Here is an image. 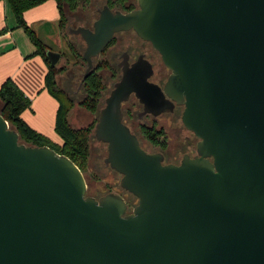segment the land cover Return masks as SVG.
<instances>
[{
	"label": "water",
	"instance_id": "obj_1",
	"mask_svg": "<svg viewBox=\"0 0 264 264\" xmlns=\"http://www.w3.org/2000/svg\"><path fill=\"white\" fill-rule=\"evenodd\" d=\"M69 27L89 75L115 32L134 29L170 74L163 91L126 71L98 111L104 162L137 203L87 194L82 171L49 146L20 141L0 113V264H264V0H137ZM60 53L46 51L54 66ZM134 91L184 105L198 155L179 165L144 150L122 122Z\"/></svg>",
	"mask_w": 264,
	"mask_h": 264
},
{
	"label": "flooded vegetation",
	"instance_id": "obj_2",
	"mask_svg": "<svg viewBox=\"0 0 264 264\" xmlns=\"http://www.w3.org/2000/svg\"><path fill=\"white\" fill-rule=\"evenodd\" d=\"M79 1H81L80 7L78 5H75L74 9H70L69 7L71 14H69L68 16V29L69 27L75 28L78 26H83L90 30H93V24L98 19L101 10L105 6H107L113 13H128L138 8L137 0ZM75 13H77L76 16ZM74 20L77 23H74ZM70 34L73 37H80L85 44V41L79 34ZM71 43L74 47V42L72 41ZM61 56L62 55L60 53L58 61L60 60ZM83 61L86 65L84 59ZM92 62L93 67L91 71L97 68L99 77H102L100 74L101 72L107 73L106 77L108 78V81L111 82L109 93L113 89L114 84L122 79L126 71H139L141 75L146 76L145 78L148 83L158 86L162 91L170 74V69L163 63L160 53L153 47L151 42L143 39L132 28L115 32L106 46L92 58ZM100 80L102 81V78H100ZM78 89H81V82L78 86ZM125 104H127L126 108H124ZM183 110V104L177 103L176 100L170 98L165 93L160 100L157 99L154 101H150L148 104H145L139 99L136 93L132 91L130 92L127 100L121 103L122 122L127 125L130 131L137 136L141 147L146 150L140 142L138 133L135 132L129 125L134 119H138V130L140 131L141 136L143 135V137L146 138L155 148V150H153L152 152L147 150L146 151L149 153H161L163 155L164 164L179 165L184 156L188 155L190 158H193L198 155L197 142L199 139L194 135L192 131L188 130L184 126L182 122ZM159 120H164L165 123L160 124L161 127L157 128V123ZM165 124H168V126L171 127H180L179 129H181L178 132L182 149L181 158L179 157V155H171V153L168 152V138L165 133V128H163ZM153 131H162V134L151 137ZM147 132L151 133L147 134ZM124 191L127 192L126 190ZM126 202L128 204V201ZM130 211L131 210H129L128 212Z\"/></svg>",
	"mask_w": 264,
	"mask_h": 264
},
{
	"label": "rangeland",
	"instance_id": "obj_3",
	"mask_svg": "<svg viewBox=\"0 0 264 264\" xmlns=\"http://www.w3.org/2000/svg\"><path fill=\"white\" fill-rule=\"evenodd\" d=\"M74 4L80 7L81 1L75 0ZM62 5L64 14L67 17V21L60 30L57 27L55 21L44 19L41 15L35 16L34 14H31L30 22L28 23V25L34 32L35 36L42 43H44L46 47L49 48H47L48 50L61 53L62 56L56 64V68H61L62 70L60 69V71L55 73V75L53 76L55 81V90L56 92H58L66 107L68 106L69 102L68 97L72 99V104L69 105V110L67 113L69 123L76 128L84 127L95 120L98 115L96 116L90 113L80 104L83 94L81 92V89H78V86L80 85L82 74L86 68V65L81 57L85 44L80 37H73L70 34L69 29L67 28V22L68 16L69 14H71V11L67 3H63ZM76 15L77 13H75V16ZM74 23L77 22L74 20ZM8 24L11 28H14L12 29V32L15 43L20 47L22 44H25L29 47L30 43L27 37L24 35L22 28L14 27L16 25V21L10 11ZM4 38H6L5 34ZM72 41L75 44L74 47L72 46ZM70 46L73 50L70 48ZM0 50L3 51L5 49ZM22 51L23 53H26L25 50L22 49ZM100 74L102 76L100 77L102 78V81H100L103 84V89L102 95L100 97L99 109L103 106L104 99L108 96L109 90L111 88V82H109L108 78L106 77L107 73L101 72ZM63 90H66L68 94L62 92ZM28 100L30 106H32L31 98L28 97ZM126 106L127 104L124 105V108H126ZM137 120L138 119H134L129 125L135 132L138 133L142 146L147 151L152 152L153 150H155V148L146 138L143 137V135L141 136V133L138 130L139 128ZM163 123H165L164 120H159L157 123V128L161 127L160 124ZM163 128H165V133L168 138V152H170L171 155H179V157L181 158L182 149L178 136V132L181 130L179 129L180 127H171L168 126V124H165ZM87 145L88 147L85 155V166L82 172L86 181L87 194L98 199L108 192L118 193L131 204V209L129 210H132L133 206L137 203V199L125 192L120 187V174L115 172L104 162V159L107 156L106 144L95 139L94 129L90 134Z\"/></svg>",
	"mask_w": 264,
	"mask_h": 264
},
{
	"label": "trees",
	"instance_id": "obj_4",
	"mask_svg": "<svg viewBox=\"0 0 264 264\" xmlns=\"http://www.w3.org/2000/svg\"><path fill=\"white\" fill-rule=\"evenodd\" d=\"M16 21V27L22 28L26 35L35 45V51L28 55H40L47 66V72L45 74L44 86L48 92L55 97L58 102V109L55 119L54 130L62 140L61 144H55L40 132L30 127L22 118V112L30 108L28 97L19 88L12 78H6L0 85V101L2 106L0 113L4 119L8 122L11 128L16 130L19 134L21 142L26 144H32L36 146L46 145L54 149L56 152L66 155L70 158L76 166L83 172L85 166L87 142L92 130L94 129L96 119L90 124L84 127H73L67 117L69 105L72 104V99L68 97V106L64 105L63 100L55 90L54 75L61 68H56V65L51 66L50 62L46 58V51L49 49L42 43L30 29L27 24L24 13L34 8L47 0H5ZM59 12L58 26L61 29L67 21V17L63 11V3H67L70 9H74L75 0H55ZM48 48V49H47ZM62 70V69H61ZM81 82V81H80ZM103 84L100 81V77L97 73V68L91 71V73L81 82V92L83 97L80 104L87 111L94 115H98L99 103L101 97V91ZM62 92L68 94L66 90ZM151 132H147L150 134ZM162 131H153L152 136L161 135ZM132 195V194H130ZM133 196V195H132ZM134 197V196H133ZM136 198V197H135ZM128 209H131V204L128 202Z\"/></svg>",
	"mask_w": 264,
	"mask_h": 264
},
{
	"label": "crops",
	"instance_id": "obj_5",
	"mask_svg": "<svg viewBox=\"0 0 264 264\" xmlns=\"http://www.w3.org/2000/svg\"><path fill=\"white\" fill-rule=\"evenodd\" d=\"M9 11L12 13L6 1L0 0V49H5L0 50V85L6 78H12L24 94L32 100V106L22 112L24 121L53 143L61 144L62 140L54 130L59 102L44 86L46 63L40 55L27 57L35 51L36 47L24 31L30 46L22 44L21 48L15 43L12 32L14 28L8 24ZM31 14L55 21L59 28V12L55 0H47L27 10L24 13L27 24L30 22ZM22 49L26 53H23ZM1 106L0 101V108Z\"/></svg>",
	"mask_w": 264,
	"mask_h": 264
}]
</instances>
